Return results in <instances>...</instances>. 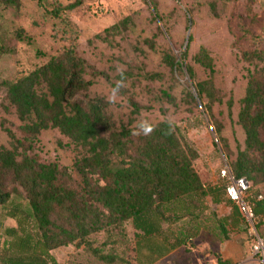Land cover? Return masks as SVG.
Segmentation results:
<instances>
[{
    "label": "trees",
    "instance_id": "1",
    "mask_svg": "<svg viewBox=\"0 0 264 264\" xmlns=\"http://www.w3.org/2000/svg\"><path fill=\"white\" fill-rule=\"evenodd\" d=\"M21 1L0 3L18 10ZM230 2L145 0L144 10L86 38L85 50L78 37L67 36L76 27L62 15L75 5L41 11L55 21L53 40L61 49L39 47V61L28 73L13 82L0 79V207L16 222L4 230L11 239L1 264H58L50 251L69 244L114 262L86 239L114 235L126 222L152 264L192 234L180 233L172 243L151 241L178 223L199 232L208 201L231 208L251 249L255 239L226 197V182L201 179L199 155L181 141L169 107L183 114L202 108L233 177L250 183L255 228L264 243V33L240 51L235 77L218 51L194 43L197 20H218ZM15 36L32 42L27 31ZM6 53L0 44V59ZM118 81L124 87L110 99ZM142 119L153 131L135 136ZM215 222L220 241H227V219Z\"/></svg>",
    "mask_w": 264,
    "mask_h": 264
},
{
    "label": "rangeland",
    "instance_id": "2",
    "mask_svg": "<svg viewBox=\"0 0 264 264\" xmlns=\"http://www.w3.org/2000/svg\"><path fill=\"white\" fill-rule=\"evenodd\" d=\"M145 0H22L18 10L5 7L0 3V44H4L8 53L0 59V79L13 82L19 76L28 73L39 61L36 51L39 47L52 52L61 49L54 41L55 22L42 17L41 11H49L53 6L75 5L71 10L62 13L75 27L76 33L65 34L68 37H78L79 49L85 50L86 38L101 29L119 22L121 19L145 9ZM40 3V6H37ZM211 25V28H208ZM18 30L27 31L32 37L28 45L16 39ZM194 43H208L218 51L225 61L232 77L241 73L239 53L246 48L253 36L264 33V0H231L228 6L220 9L219 19L211 21L198 19L194 29ZM208 45V46H209ZM174 53L177 52L174 50ZM185 80H188L185 77ZM182 83L184 80L179 78ZM5 94L0 89V101ZM167 116L172 120L178 136L183 143L194 149L199 158L195 168L204 182L220 183L219 171L223 166L224 157L220 151L215 133L202 108L192 114H183L169 107ZM51 136L45 137V143ZM51 146L47 149L50 150ZM264 196V184L261 188ZM209 211L202 218L199 232H190L189 224L178 223L169 226L160 238L152 240V244L172 243L179 234H192L191 241L169 251L164 257L152 264H212L222 260L220 241L216 228L215 217L228 221V240L237 239L245 250V256H252L248 235L239 220L232 216V210L225 204H213L208 201ZM213 213V214H209ZM16 222L6 216L0 207V264L8 254L10 241L4 230L15 228ZM136 232L131 223L126 222L121 232L114 235L98 232L87 237V243L92 248H100L105 255L114 256V262H107L95 257L84 245L73 244L62 246L50 251L58 264H147V250H139L135 239ZM227 240V241H228ZM226 242V241H225ZM260 257L254 255L243 264H260ZM238 264V263H234Z\"/></svg>",
    "mask_w": 264,
    "mask_h": 264
},
{
    "label": "built area",
    "instance_id": "3",
    "mask_svg": "<svg viewBox=\"0 0 264 264\" xmlns=\"http://www.w3.org/2000/svg\"><path fill=\"white\" fill-rule=\"evenodd\" d=\"M219 179L226 182V197L230 199L239 209L244 221L247 233L255 239L250 252L252 256L258 255L260 264H264V243L256 232V216L253 210V201L249 194L250 183L245 178L235 179L229 166L224 160L223 166L218 174ZM259 195L257 199H261ZM212 264H219L218 262Z\"/></svg>",
    "mask_w": 264,
    "mask_h": 264
},
{
    "label": "crops",
    "instance_id": "4",
    "mask_svg": "<svg viewBox=\"0 0 264 264\" xmlns=\"http://www.w3.org/2000/svg\"><path fill=\"white\" fill-rule=\"evenodd\" d=\"M222 261L230 264L238 263L243 264L250 260V257L245 256V250L237 239L228 240L220 247ZM250 262H248L249 264Z\"/></svg>",
    "mask_w": 264,
    "mask_h": 264
},
{
    "label": "clouds",
    "instance_id": "5",
    "mask_svg": "<svg viewBox=\"0 0 264 264\" xmlns=\"http://www.w3.org/2000/svg\"><path fill=\"white\" fill-rule=\"evenodd\" d=\"M124 87L123 81H118L116 87L112 89V96L110 99H115L116 94L120 91V89ZM153 131L152 124L147 120H140L136 124V130L132 133L135 136H139L141 134L147 136Z\"/></svg>",
    "mask_w": 264,
    "mask_h": 264
},
{
    "label": "water",
    "instance_id": "6",
    "mask_svg": "<svg viewBox=\"0 0 264 264\" xmlns=\"http://www.w3.org/2000/svg\"><path fill=\"white\" fill-rule=\"evenodd\" d=\"M193 94L196 96V93L194 92V90H193Z\"/></svg>",
    "mask_w": 264,
    "mask_h": 264
}]
</instances>
